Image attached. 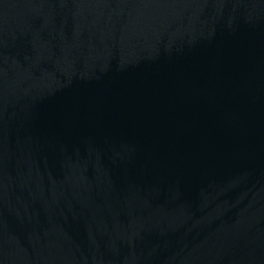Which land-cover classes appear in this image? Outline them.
<instances>
[{
	"label": "water",
	"instance_id": "obj_1",
	"mask_svg": "<svg viewBox=\"0 0 264 264\" xmlns=\"http://www.w3.org/2000/svg\"><path fill=\"white\" fill-rule=\"evenodd\" d=\"M0 264H264V0H0Z\"/></svg>",
	"mask_w": 264,
	"mask_h": 264
}]
</instances>
